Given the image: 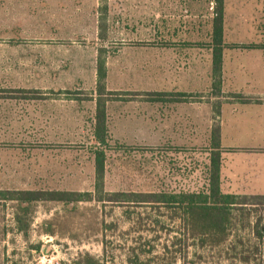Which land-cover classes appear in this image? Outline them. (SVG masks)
Returning <instances> with one entry per match:
<instances>
[{
  "label": "rangeland",
  "instance_id": "rangeland-1",
  "mask_svg": "<svg viewBox=\"0 0 264 264\" xmlns=\"http://www.w3.org/2000/svg\"><path fill=\"white\" fill-rule=\"evenodd\" d=\"M108 3L107 11L93 22L94 30L88 32L93 35L5 37L1 34L6 31L0 30L1 98L45 94L46 98L66 99L70 94L78 99L72 124L65 100H61L62 109L50 114L52 123L62 121L57 126L62 131L44 134L36 131L37 126L24 125L20 132H0V189L94 191L93 151L99 146L93 136L98 56L109 61L102 95L105 100L148 96L141 92L148 91V85L129 81L136 72L148 75L149 64L133 66L118 60L133 55L130 47L151 44L149 22L124 19L128 16L117 13L118 0ZM205 3L202 23L209 42L217 5L214 0ZM99 10L103 12V8ZM224 28L229 32L228 20H224ZM118 111H112V117L116 118ZM8 114L10 118L28 117L34 124L37 113L22 108ZM108 134L105 194L206 188L209 143L197 149H180L166 141L151 144L149 133L142 134L140 140L131 138L132 134L127 140L117 132ZM255 208L250 226L241 223L245 213L233 210L224 240L216 237L219 241L208 239L201 244L179 214L161 204L107 199L69 205L40 202L34 206L30 227L23 234L15 228L13 203H0V264H74L81 259L85 264L87 257L99 264H243L241 257L246 255L251 256V264H264V244L252 231V222L259 216L264 218V206Z\"/></svg>",
  "mask_w": 264,
  "mask_h": 264
},
{
  "label": "crops",
  "instance_id": "crops-1",
  "mask_svg": "<svg viewBox=\"0 0 264 264\" xmlns=\"http://www.w3.org/2000/svg\"><path fill=\"white\" fill-rule=\"evenodd\" d=\"M109 1L0 0V30L6 31L1 36L93 35L88 32ZM205 1L118 0L117 13L128 16L124 19L149 22L151 44L130 47L133 55L118 60L133 66L149 64L148 75L136 72L129 81L148 85V91L141 90L148 96L108 100L107 129L123 134L124 140L131 134L140 140L149 133L156 146L166 141L173 148L197 149L209 143L210 149L220 152L221 192L264 198V0H223L229 32L223 29L220 45L214 44L212 32L205 41ZM215 60L220 61L218 72ZM105 63L108 67L109 61ZM67 97H0V132H20L24 125L37 126L36 131L44 134L62 131L58 128L62 121L52 123L49 117L65 100L73 113L69 124L75 122L78 99ZM22 108L37 113L34 124L28 117H9ZM115 110L120 111L116 118Z\"/></svg>",
  "mask_w": 264,
  "mask_h": 264
},
{
  "label": "trees",
  "instance_id": "trees-1",
  "mask_svg": "<svg viewBox=\"0 0 264 264\" xmlns=\"http://www.w3.org/2000/svg\"><path fill=\"white\" fill-rule=\"evenodd\" d=\"M216 1V16L212 20V38L214 44L220 45L223 39L224 14L223 0ZM220 61L215 60L214 70L218 72ZM107 68L105 60L100 57L96 62V93L98 98L94 111L93 136L99 146L93 151L95 162V185L93 192L47 190V189H0V203L11 202L14 205L15 228L26 234L31 224V213L36 204L40 202H57L63 205L78 204L80 202L108 201L121 203H150L163 205L174 209V215L179 214L183 223L191 229L192 235L198 236L201 244L209 240H224L230 229L233 210L246 214L242 225L250 226L252 211L255 207L264 206V198L261 197H235L223 194L220 189V152L210 149V158L207 171V186L200 191L180 192H103V171L106 160V148L109 147V134L107 129L106 102L104 94ZM214 130V129H213ZM215 133L219 134L218 130ZM214 134V133H212ZM250 206L251 210L245 209ZM245 211V212H244ZM242 214V213H241ZM252 226L254 235L264 244V218L255 219ZM50 231V230H49ZM218 237V238H216ZM219 241V240H217ZM177 243V241H174ZM258 248L255 246V253ZM254 255V253H253ZM243 264H251V256L241 257ZM74 264H83V260H77ZM85 264H99L93 259L86 258Z\"/></svg>",
  "mask_w": 264,
  "mask_h": 264
}]
</instances>
